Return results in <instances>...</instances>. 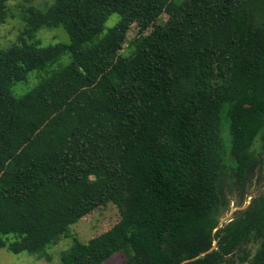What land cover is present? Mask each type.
Listing matches in <instances>:
<instances>
[{
    "label": "trees",
    "instance_id": "16d2710c",
    "mask_svg": "<svg viewBox=\"0 0 264 264\" xmlns=\"http://www.w3.org/2000/svg\"><path fill=\"white\" fill-rule=\"evenodd\" d=\"M26 12L20 42L0 48V248L44 257L66 237L60 264H264V193L244 207L264 175V0ZM44 28L68 42L43 46ZM230 193L240 209L221 223ZM111 203L110 229L70 233Z\"/></svg>",
    "mask_w": 264,
    "mask_h": 264
},
{
    "label": "rangeland",
    "instance_id": "374dc122",
    "mask_svg": "<svg viewBox=\"0 0 264 264\" xmlns=\"http://www.w3.org/2000/svg\"><path fill=\"white\" fill-rule=\"evenodd\" d=\"M53 1L54 0H32L31 3H26L24 0L10 1L8 3L9 18L4 24L0 25V48L6 49L17 42H20V37L27 25L25 20V17L27 16L26 10L30 5L39 9H45L48 5H51ZM118 19V15H113L106 23V28L113 27ZM137 32V28L132 27L129 33V39H133ZM36 39L40 40L43 46H49L59 42H68L67 36L62 30L49 28L40 30ZM68 60L69 58L65 57L62 59V62L67 63ZM29 78L30 82L27 85L20 83L14 86V92L16 94L21 95L37 84L38 77L36 73L30 74ZM223 133L224 138H226V131L224 130ZM263 193L264 175L261 178H256L248 190L244 207L250 203L252 198ZM234 194H229V199H231L232 202L230 209L222 217L221 223L227 221L237 210L240 209L237 205L238 197H234ZM119 217L120 215L118 209L111 203L109 206L96 210L92 214L88 215L84 220L82 219L78 223L74 224L70 233L73 236L78 237L81 243H86L91 239V237L110 229L119 220ZM71 244V238L62 237L55 246L46 250L44 257H39V255H29L28 253L15 254L6 248H0V264H60L63 252L69 249ZM214 245L216 246L217 242H215ZM48 257H50L49 260L47 259ZM124 261L125 258L122 254H116L103 264H124ZM235 264L239 263L236 262Z\"/></svg>",
    "mask_w": 264,
    "mask_h": 264
}]
</instances>
